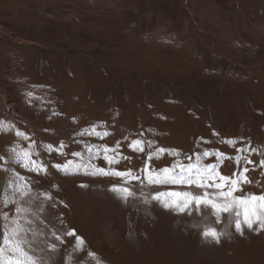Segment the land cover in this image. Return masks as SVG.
<instances>
[{"label":"rangeland","instance_id":"rangeland-1","mask_svg":"<svg viewBox=\"0 0 264 264\" xmlns=\"http://www.w3.org/2000/svg\"><path fill=\"white\" fill-rule=\"evenodd\" d=\"M261 6L264 0H0V197L11 195L6 185L15 173L28 178L31 194L20 204L31 209L26 227L36 235L28 239L42 264H264V231L245 228L241 235L228 214L217 223L208 209L188 215L151 200L154 191L182 186L133 180L137 195L125 202L109 190L120 178L85 175L75 164L67 173L52 167L83 159L140 175L145 163L186 164L208 150L213 155L201 163H216L231 176L243 146L259 150L250 154L258 164L264 159V14L247 10ZM245 124L252 132L241 136L238 126ZM93 127L101 135H89ZM220 138L232 145L223 160L216 153L229 146L217 145ZM136 139L144 142L143 153L129 147ZM61 142L64 154L44 147ZM117 142L129 159L108 165L103 146L117 148ZM89 145L100 149L91 160ZM29 146L47 172L26 171L8 151ZM157 148L174 152L148 160ZM247 175L254 185L241 192L264 193V169ZM14 208L0 203V213ZM207 227L224 233L219 243L201 235ZM69 230L85 241L78 253Z\"/></svg>","mask_w":264,"mask_h":264},{"label":"snow or ice","instance_id":"snow-or-ice-1","mask_svg":"<svg viewBox=\"0 0 264 264\" xmlns=\"http://www.w3.org/2000/svg\"><path fill=\"white\" fill-rule=\"evenodd\" d=\"M3 125L4 122L0 121V131L3 130ZM88 134L101 135V133L96 132L95 127ZM16 135L23 136L24 134L17 131ZM107 135V132L103 133V136ZM229 143H232V141H229ZM148 146L151 147L150 144ZM44 147L49 152L56 151L64 154L63 149L65 145L63 142L56 149L52 145ZM118 147L119 142H117V148L103 146V160L108 165L117 164L123 159H129L118 151ZM129 147L133 151H139L141 153L145 151L144 142L140 139L133 140L129 144ZM94 148H96L94 145L87 147L89 160L94 159L100 154V149L97 148L93 152ZM30 149L31 146L29 148H21L20 150L11 148L8 151L11 152L14 162L26 171L37 174L41 171L47 172V166L43 161L33 159V152ZM166 151H169L170 154L174 152V150L157 148L148 155V160H151L153 157L159 158ZM258 151V149L249 146L237 148V155L233 159L239 170L233 172L231 176L221 174L216 163H201L202 158L213 155L208 150L202 153H195L194 162L191 156L188 157L189 162L186 164L177 162L171 167L156 169L152 168L149 163H145L143 168L138 170L140 175L134 174L131 169L121 171L114 168L106 169L104 167H98L83 159L79 161L75 159L66 160L65 163L54 164L52 167L57 171L67 173L69 168L75 164L77 171L83 169L85 175L120 178L122 183L113 184L109 190L125 202L131 198H135L137 195L134 188L129 186L133 180L138 181L142 185L146 184L149 187L168 185L182 186V190L168 188L164 191H154L151 193V200L160 203L165 209L177 213H187L188 215H191L194 211L200 213L202 209H208L211 215L215 216L217 223L221 222L222 214H228L230 217H233L235 231L242 235L245 228L257 232L264 231V193L237 194L242 191L243 185L252 183L247 173L258 168L264 169V159H261L256 164L250 158V154ZM110 152L114 154L109 155ZM71 155L73 157H82L81 152H73ZM216 156L218 160L225 158V154L223 153H216ZM27 179V177L22 176L19 172L15 173L14 178L9 180L6 185L7 188L12 190L11 195L0 197V203L4 206L9 204L15 205L13 214H9L8 212L0 213V221H3L2 225H0V264H42L40 258L34 254L33 240L28 239L30 232L33 236L36 235L32 228L26 227V225L33 223L25 215L31 209L22 207L20 204V200H23L31 194V188L26 184ZM4 187L5 185L0 184V192L3 191ZM41 195L44 196L45 200L52 199L50 194L42 193ZM35 198L33 197V199ZM30 203L31 201H29ZM43 210L44 205L41 203L37 211L42 212ZM40 235H43V233H40ZM65 235L75 237L73 252L78 253L85 244V241L75 234V230H69ZM201 235L206 239L211 238L219 243L220 237L224 233L218 232L214 227H207L202 231ZM56 239L63 243L60 236H56ZM49 247L55 248V245H49ZM87 256L94 258L95 254L88 252ZM96 264H99V261Z\"/></svg>","mask_w":264,"mask_h":264},{"label":"trees","instance_id":"trees-1","mask_svg":"<svg viewBox=\"0 0 264 264\" xmlns=\"http://www.w3.org/2000/svg\"><path fill=\"white\" fill-rule=\"evenodd\" d=\"M247 100H248V102H250L251 101V99L250 98H246ZM255 101L253 100V106L255 107L256 105H255V103H254ZM258 108V107H257ZM263 111H259L258 110V112H256V114H261ZM243 127H245V129L243 128ZM238 132H239V134L242 136V135H244V134H250L252 131L248 128V126L245 124V125H239L238 126ZM248 132V133H247ZM221 138H225V136H221ZM220 138V140H218V141H216V144L217 145H222V146H225V147H227V146H229V148L227 149L228 151H221V152H223L224 154H226V155H229V154H231L232 152L230 151V148L232 147V145H230V144H228V143H224L222 140L223 139H221ZM233 152H235V151H233ZM252 185H254V181H252ZM253 192H256V191H253ZM241 194H244V193H242V192H240ZM257 193H260L261 194V192H258L257 191Z\"/></svg>","mask_w":264,"mask_h":264},{"label":"crops","instance_id":"crops-1","mask_svg":"<svg viewBox=\"0 0 264 264\" xmlns=\"http://www.w3.org/2000/svg\"><path fill=\"white\" fill-rule=\"evenodd\" d=\"M254 11H257V12H254ZM264 7L263 6H261V7H258V8H256V10H253V8H252V10H247V14L249 15V16H256L257 15V13L259 14V15H263L264 13ZM253 45H256V44H252V46ZM258 46V45H257ZM264 46V45H263ZM262 46V47H263ZM258 47H260V46H258ZM221 56V55H220ZM236 65V64H235ZM228 67H231L230 66V63H229V65H227ZM246 68V70L248 71L249 70V67H245ZM244 69V68H243ZM249 76V78H251V77H253V74H249L248 75ZM248 78V77H247Z\"/></svg>","mask_w":264,"mask_h":264},{"label":"bare ground","instance_id":"bare-ground-1","mask_svg":"<svg viewBox=\"0 0 264 264\" xmlns=\"http://www.w3.org/2000/svg\"><path fill=\"white\" fill-rule=\"evenodd\" d=\"M74 72V71H73Z\"/></svg>","mask_w":264,"mask_h":264}]
</instances>
